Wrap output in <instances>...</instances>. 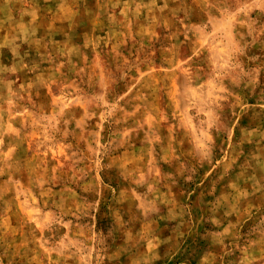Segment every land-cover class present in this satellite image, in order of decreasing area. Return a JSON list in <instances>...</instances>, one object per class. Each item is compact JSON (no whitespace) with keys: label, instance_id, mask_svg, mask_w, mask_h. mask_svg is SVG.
I'll use <instances>...</instances> for the list:
<instances>
[{"label":"rangeland","instance_id":"374dc122","mask_svg":"<svg viewBox=\"0 0 264 264\" xmlns=\"http://www.w3.org/2000/svg\"><path fill=\"white\" fill-rule=\"evenodd\" d=\"M0 264H264V0H0Z\"/></svg>","mask_w":264,"mask_h":264}]
</instances>
